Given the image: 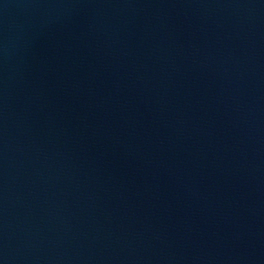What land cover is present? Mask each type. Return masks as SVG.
Masks as SVG:
<instances>
[{"label":"water","instance_id":"obj_1","mask_svg":"<svg viewBox=\"0 0 264 264\" xmlns=\"http://www.w3.org/2000/svg\"><path fill=\"white\" fill-rule=\"evenodd\" d=\"M0 264H264V0H0Z\"/></svg>","mask_w":264,"mask_h":264}]
</instances>
